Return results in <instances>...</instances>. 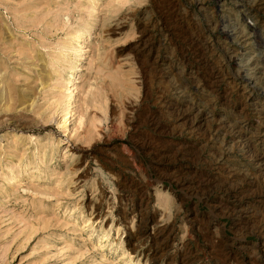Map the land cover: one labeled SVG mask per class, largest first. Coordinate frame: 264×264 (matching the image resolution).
I'll list each match as a JSON object with an SVG mask.
<instances>
[{
  "label": "rangeland",
  "instance_id": "rangeland-1",
  "mask_svg": "<svg viewBox=\"0 0 264 264\" xmlns=\"http://www.w3.org/2000/svg\"><path fill=\"white\" fill-rule=\"evenodd\" d=\"M0 264H264V0H0Z\"/></svg>",
  "mask_w": 264,
  "mask_h": 264
}]
</instances>
